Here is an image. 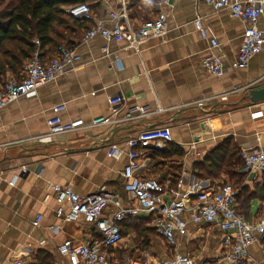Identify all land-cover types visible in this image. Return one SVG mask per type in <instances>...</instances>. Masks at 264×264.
I'll return each instance as SVG.
<instances>
[{"label": "crops", "instance_id": "1", "mask_svg": "<svg viewBox=\"0 0 264 264\" xmlns=\"http://www.w3.org/2000/svg\"><path fill=\"white\" fill-rule=\"evenodd\" d=\"M171 2L168 30L162 38L106 44L99 35L86 42L82 36L95 22L112 26L115 20L109 15L111 10L118 11L120 20L132 30L153 19L156 12L153 9L147 14L148 20L132 18L129 0H89L95 6L85 20L92 24L87 29L80 27L74 39V48L81 56L79 66L39 88L36 95L20 97L0 110V264L16 260L24 264H67V258L57 252L63 240L99 239L94 228L81 221L66 222L56 214L58 206L65 211L68 206L57 202L51 185H69L82 196L103 186L118 195L124 206H132L123 192L121 171L127 162V140L141 132L169 129V139L153 137L149 144L137 147L143 161L141 176L159 179L166 186L172 161L154 166L146 149L162 150L168 142L176 144L184 150L178 164L186 173L185 182L213 187L228 177L197 178L193 164L224 139L231 137L240 150H264V100L251 104L247 97L249 89L264 87V45L246 68L238 69L235 61L243 31L241 21L227 10L214 11L203 0ZM196 17L201 18L208 35L219 42L213 51L224 66L220 77L200 66L210 49L194 27ZM104 45L118 55V61L103 55ZM19 76V70L14 73L7 66L2 73L0 70L1 80ZM235 86L248 88L224 95ZM117 97L122 98L120 102L109 103ZM60 103L66 104L58 113L64 121L83 119L88 123L104 116L108 123L49 136L46 122L54 115L53 106ZM124 116L130 119L122 120ZM155 142L160 147L155 148ZM111 145L116 146L112 155L108 152ZM240 173L247 194H254L247 199L243 196V214L249 222H256L264 216V174L254 179L242 168ZM113 209L110 204L106 212ZM38 215L41 218L34 225ZM183 218L186 233L176 234L177 244L170 248L158 234L155 238L159 240L154 241L147 233H136L134 227L148 220L143 213L129 215L121 222L120 244L109 248L108 253L114 261L145 255L164 261L177 253L188 256L194 264H217L222 252L221 231L213 224L191 222L188 213ZM146 225L150 227L148 221ZM263 241L261 238L248 247L246 264H264L260 250ZM149 249L154 255L147 253Z\"/></svg>", "mask_w": 264, "mask_h": 264}, {"label": "built area", "instance_id": "2", "mask_svg": "<svg viewBox=\"0 0 264 264\" xmlns=\"http://www.w3.org/2000/svg\"><path fill=\"white\" fill-rule=\"evenodd\" d=\"M98 1V0H96ZM106 1V0H105ZM214 11L227 10L230 15L239 19L243 25L241 42L238 49L235 67L244 69L250 59L264 45V0H203ZM171 0H153L155 17L143 22L136 29H130L120 20L118 11L111 10L109 15L115 20L110 27L101 22L89 28L82 36L83 41L99 35L109 42H120L131 39L140 42L143 39L162 38L168 30V11ZM65 11L75 19L85 20L90 17L88 3H78L69 6ZM195 29L202 39L209 44L210 53L201 59L200 66L208 74L220 77L224 73L221 58L214 53L219 46L217 39L210 37L205 30L200 17L193 20ZM37 44V41L34 40ZM104 56L118 61L119 57L107 45L102 46ZM81 63V56L76 48L60 46L57 52L44 62L38 48L32 56L23 63L20 79H9L0 85V110L23 96L36 95L39 88L50 83L67 71H72ZM247 86H235L224 95L246 90ZM121 97L109 100L110 104L121 101ZM66 108L65 103L53 106L54 115L47 120V135L58 136L74 132L81 127H96L108 123V118L98 116L85 123L83 119L73 121L62 120L58 113ZM137 109L142 112V108ZM115 113V112H114ZM128 120V116L121 118ZM116 122V119H113ZM168 128L139 133L127 140L129 150L127 162L121 171L122 188L132 206H124L122 199L105 187L89 195H79L71 186L54 184L51 190L60 204H67L65 211L60 205L56 214L66 222L81 221L84 225L94 228L99 239L85 238L81 242L71 239L63 240L57 246V252L67 258V264H194L186 255L175 253L172 258L164 261L150 258L148 255L140 258H125L114 261L109 248L118 246L122 240L121 222L129 215L143 213L149 225L163 238L170 248L176 246V234H185L187 222L183 218L188 213L189 220L195 224H213L221 231V259L217 264H246L249 259L247 249L264 238V216L256 222H249L236 199V190L230 183H222L217 187L200 186L198 183H186L185 171L182 170L173 188L161 184L155 178L141 176L142 158L137 147L149 144L153 137L169 139ZM160 147L159 142L153 143ZM116 150L111 145L108 152L112 155ZM243 163L242 172L251 174L256 179L264 174V150H241ZM193 196V197H192ZM112 204L113 211L107 213V207ZM41 216L34 220L37 225ZM264 255V241L260 243ZM11 264H24L21 260Z\"/></svg>", "mask_w": 264, "mask_h": 264}, {"label": "trees", "instance_id": "3", "mask_svg": "<svg viewBox=\"0 0 264 264\" xmlns=\"http://www.w3.org/2000/svg\"><path fill=\"white\" fill-rule=\"evenodd\" d=\"M89 0H0V70L4 66L12 72L22 73L23 63L28 60L36 48L44 62L49 61L50 52L52 56L60 46L74 48L80 27L89 28L92 23L88 20H79L70 16L65 9L78 3H88ZM91 1V0H90ZM130 16L145 17L152 13L153 0H129ZM90 10L91 6L88 3ZM37 41V44L34 42ZM48 47V50L45 48ZM51 56V57H52ZM21 76H19L20 79ZM1 81V78H0ZM4 82H1L3 84ZM148 156L154 160V166L164 165L165 161L171 160L174 165H170V183L168 188L176 185L181 166L179 159L184 156V150L168 142L162 150L146 149ZM170 161V162H171ZM243 163L241 160V150L231 137L224 139L217 146L208 151L205 156L193 164L194 175L200 179L219 177L225 174L228 178L223 183L232 184L236 193L237 201L242 204L244 197L250 198L254 194H247V188L243 186V173H240ZM161 184L162 181L157 179ZM264 194L261 193V196ZM244 196V197H243ZM244 210V209H243ZM147 221L140 222L134 227L138 235L151 233L156 236L154 229L147 227ZM122 228V225H121ZM139 228V229H138Z\"/></svg>", "mask_w": 264, "mask_h": 264}, {"label": "water", "instance_id": "4", "mask_svg": "<svg viewBox=\"0 0 264 264\" xmlns=\"http://www.w3.org/2000/svg\"><path fill=\"white\" fill-rule=\"evenodd\" d=\"M247 97L251 104H257L264 100V87L261 88H251L247 92Z\"/></svg>", "mask_w": 264, "mask_h": 264}, {"label": "rangeland", "instance_id": "5", "mask_svg": "<svg viewBox=\"0 0 264 264\" xmlns=\"http://www.w3.org/2000/svg\"><path fill=\"white\" fill-rule=\"evenodd\" d=\"M6 79L9 80L8 78H5L4 80H1L0 83H1V82H5V81H7ZM167 162H168V160L165 161L164 165H165ZM170 165L172 166V165H174V164H173V163H170ZM231 185H232V184H231ZM150 237H151L152 239H154V241L159 240V239L155 238L154 233H151V234H150ZM144 251H145V250H144ZM144 251H143V252H144ZM147 251H148V250H147ZM147 253H149L150 255H154V253H153V251H152L151 249H149V251H148ZM135 255L139 256V253H138V254H135ZM137 256H133V257H137Z\"/></svg>", "mask_w": 264, "mask_h": 264}]
</instances>
